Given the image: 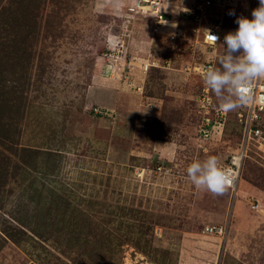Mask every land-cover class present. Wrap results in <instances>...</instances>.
<instances>
[{
  "label": "rangeland",
  "instance_id": "374dc122",
  "mask_svg": "<svg viewBox=\"0 0 264 264\" xmlns=\"http://www.w3.org/2000/svg\"><path fill=\"white\" fill-rule=\"evenodd\" d=\"M162 1L176 28L138 0H0V264H264L250 209L264 210V147L250 145L236 195L188 179L196 160L230 164L242 111L199 139L201 79L184 68L214 53L176 16L198 0ZM258 6L226 0L206 21L225 33ZM152 61L168 69L144 72Z\"/></svg>",
  "mask_w": 264,
  "mask_h": 264
},
{
  "label": "clouds",
  "instance_id": "9594fccd",
  "mask_svg": "<svg viewBox=\"0 0 264 264\" xmlns=\"http://www.w3.org/2000/svg\"><path fill=\"white\" fill-rule=\"evenodd\" d=\"M251 15L252 19L243 16L236 19L238 28L224 36L218 67L207 68L204 72V83L224 113L251 103L252 83L264 79V0H259V6ZM207 33L217 45L219 37ZM186 172L196 189L214 195H222L233 183L230 171L221 166L216 156L190 163Z\"/></svg>",
  "mask_w": 264,
  "mask_h": 264
},
{
  "label": "built area",
  "instance_id": "2783aa9c",
  "mask_svg": "<svg viewBox=\"0 0 264 264\" xmlns=\"http://www.w3.org/2000/svg\"><path fill=\"white\" fill-rule=\"evenodd\" d=\"M226 0H198L194 7L190 8H181L179 13L182 17L191 16L193 21L198 23V27L194 28L192 31L194 33L202 34V42L205 45L207 51L213 50V56H210V59L207 63L196 64L193 67H185L186 72H193L201 79L200 85V94L197 96L196 103L198 106V112L200 114V128H199V139L201 140H210L214 135L221 133V122L224 121V116L226 113L222 112L218 107L214 106L213 99L210 95V89L205 85L203 76L207 68H215V60L218 57L215 47L219 44H223V38L221 37V24L218 20L217 22L212 21L210 24L207 23L206 19L208 17L207 12L211 7L218 6L222 7ZM139 5L137 8L141 13L152 12L154 14V23L155 25L163 24L167 19H165L162 11L158 10L159 6L162 5V0H138ZM148 9V10H147ZM219 19L218 17H214ZM202 21L207 25L202 28ZM155 30V29H154ZM210 34L219 37V40L216 42L217 45L209 39ZM197 43V41H196ZM192 52H195V49H192ZM144 72H147L151 68H165L168 69V66L159 65L155 61L147 62L141 66ZM137 90H140V86L137 87ZM252 92V102L241 107V113L239 114L240 123H241V140L238 143V149L231 155L230 164L225 167L229 170L232 177L233 183L227 188L230 190L231 194L235 192L237 186L238 177L240 174V169L243 160L247 157L248 151H250V145L255 144L258 147H264V129L258 124L263 123L264 118V79H258L254 81L251 85ZM94 115H105L108 112H102L100 108H93ZM262 120V121H261ZM150 170V169H149ZM148 170V171H149ZM146 170L143 169V172ZM162 171V167L159 165L155 168L154 172ZM235 194V193H234ZM232 199V198H231ZM260 204L252 202L250 204V209L252 211L259 212ZM206 231L208 233H216L221 236L224 234V229L221 226H211L207 227Z\"/></svg>",
  "mask_w": 264,
  "mask_h": 264
},
{
  "label": "trees",
  "instance_id": "16d2710c",
  "mask_svg": "<svg viewBox=\"0 0 264 264\" xmlns=\"http://www.w3.org/2000/svg\"><path fill=\"white\" fill-rule=\"evenodd\" d=\"M163 2V1H162ZM214 7H218V6H214ZM162 11V13L164 14V16H167L166 15V12L164 11V10H161ZM164 11V12H163ZM172 17H173V15H171ZM176 16H177V18L179 19V18H182V19H185V20H187V18H183V17H181L180 16V13H179V10H178V12L176 13ZM214 17H218V16H214ZM219 18V17H218ZM202 30V29H201ZM201 34V33H200ZM201 40H202V34H201ZM219 56V55H218ZM209 60V59H208ZM208 60L205 62V63H207L208 62ZM215 68H216V66H215ZM152 69H158V68H152ZM151 69V70H152ZM160 69V68H159ZM134 86V89H136V87H138L139 85L138 84H136V85H133ZM105 109V108H104ZM109 111V110H108ZM262 121V120H261ZM263 123H259L258 125L260 126V127H262L263 129H264V118H263V121H262Z\"/></svg>",
  "mask_w": 264,
  "mask_h": 264
},
{
  "label": "bare ground",
  "instance_id": "6f19581e",
  "mask_svg": "<svg viewBox=\"0 0 264 264\" xmlns=\"http://www.w3.org/2000/svg\"><path fill=\"white\" fill-rule=\"evenodd\" d=\"M161 9H162V5L159 6V9H158V10L161 11ZM147 10H148V9H147ZM167 22H168V23H167ZM163 25H167L168 27H172V29H173V28H176V24H175V23H172V21L170 22V21H167V20H166V21L164 22ZM155 31H157V29H156ZM239 177H240V174H239ZM239 177H238V181H239V179H240ZM237 184L239 185L238 182H237ZM236 190H237V189L235 188V192H236ZM235 195H236V194H235ZM260 206H261V205H260ZM260 212H263V213H264V210L262 209V206H261V208H260Z\"/></svg>",
  "mask_w": 264,
  "mask_h": 264
},
{
  "label": "crops",
  "instance_id": "0c3cea01",
  "mask_svg": "<svg viewBox=\"0 0 264 264\" xmlns=\"http://www.w3.org/2000/svg\"><path fill=\"white\" fill-rule=\"evenodd\" d=\"M162 9H163V6H162ZM236 29H234V30H225V33H224V31H223V29H222V31H221V37L224 39V36L228 33V32H233V31H235ZM222 33H224L225 35L224 36H222ZM108 112V111H107ZM154 150H156V151H158L155 147H154ZM161 155H163L160 151H158ZM163 156H166V155H163Z\"/></svg>",
  "mask_w": 264,
  "mask_h": 264
}]
</instances>
